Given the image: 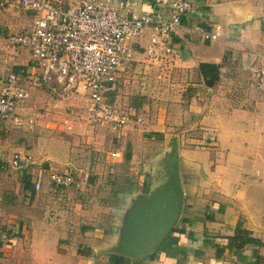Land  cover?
Masks as SVG:
<instances>
[{
    "label": "crops",
    "instance_id": "crops-1",
    "mask_svg": "<svg viewBox=\"0 0 264 264\" xmlns=\"http://www.w3.org/2000/svg\"><path fill=\"white\" fill-rule=\"evenodd\" d=\"M169 1L137 0L136 11L167 15ZM194 3L196 9L182 17L172 36L174 54L166 74L172 98L156 113H147L144 131L112 140L111 134L101 131L99 146L88 153L44 140L30 148V142L14 148V153L46 159L57 169L86 172L90 188L83 195L72 186L56 187L43 176L40 190L35 191L23 174L14 187L0 183V264H253L254 254L264 256V92L255 88L252 72L264 63V0ZM2 8L1 36L31 24V13L17 0H7ZM215 26L220 35L204 39L200 29ZM148 41L146 28L137 39L134 56L143 54ZM200 63L219 65L213 86L205 84ZM28 66L20 67L18 74L29 71ZM123 68L117 85L124 83ZM24 102L12 116L16 125ZM6 123H0V141ZM77 124L87 146L90 128L83 121ZM188 130L195 132L191 143H202L210 133L216 147L204 151L185 143ZM200 130L207 131L200 135ZM105 133L111 136L105 139ZM173 142L182 192L173 227L182 232H169L148 256L114 252L111 246L126 239L132 211L168 183L166 161ZM12 155L5 160L0 154V169L5 161L10 165ZM256 170H261L260 176ZM37 172L35 168L31 179ZM237 224L250 230L261 245L239 252L225 249L217 257L205 238L220 242L218 237L232 235Z\"/></svg>",
    "mask_w": 264,
    "mask_h": 264
},
{
    "label": "built area",
    "instance_id": "built-area-1",
    "mask_svg": "<svg viewBox=\"0 0 264 264\" xmlns=\"http://www.w3.org/2000/svg\"><path fill=\"white\" fill-rule=\"evenodd\" d=\"M6 2L0 0L1 5ZM18 3L33 11L32 25L10 34L8 42L23 48L29 70L37 68L44 82H58L61 93L68 94L69 90L79 93V88L87 91L85 123L90 131L86 144L90 150L97 148L99 130H108L120 139L129 123L134 126L142 123L136 105L126 104L120 109L110 100L117 92L124 62L133 58L137 39L148 28L149 41L143 47L147 65L170 63L174 53L172 36L177 33L182 17L196 9L192 0H170L167 15L136 11L137 0H18ZM200 32L204 39L213 40L220 35L219 26ZM252 72L256 89L264 92V63ZM17 74L9 71L0 77V123L12 118L19 102L28 96ZM52 90L58 94L56 87ZM72 127V121H64L66 130ZM116 154L110 152L111 156ZM11 163L18 168L36 165L38 172L31 179L35 191L40 190L43 176L56 187L72 186L83 191L87 186L86 176L67 168L57 169L47 161L38 164L28 153L15 152Z\"/></svg>",
    "mask_w": 264,
    "mask_h": 264
},
{
    "label": "rangeland",
    "instance_id": "rangeland-1",
    "mask_svg": "<svg viewBox=\"0 0 264 264\" xmlns=\"http://www.w3.org/2000/svg\"><path fill=\"white\" fill-rule=\"evenodd\" d=\"M4 5L0 4V9H3L2 7H4ZM25 10L31 13L33 21V11L28 9ZM31 25L32 22L29 26H17L10 34L21 32L23 29L30 27ZM8 36H1L0 34V77L9 71H14L16 67L25 68L30 64L27 63L28 56L26 51L20 46L10 44L8 42ZM134 55L135 54H133V58L130 61L124 62V83L123 85L120 83L117 85V87L119 86V88H121H118L117 94H115L114 98L111 97L110 100L114 102V106L120 109H123L126 104L132 103L136 105L140 112L139 116L142 118V123L139 126H134L133 123H129L126 133H122L120 139L128 137L134 131H144L146 128V121L149 120L148 117L150 116V114L147 113L154 111L156 113V108L161 105L162 102L164 103L172 98L169 94L170 90L168 89L170 81L167 80L170 76L167 77L166 75L169 73V63L163 66L147 65L144 54ZM39 72L40 71L37 68L31 67L26 73L22 74V72H20V74H17L20 84L28 90V96L25 99L26 102H24L25 104L23 105V108L19 109V113L16 115L19 119V123H17V125L14 124L12 118L6 120V127H4V130L6 131H4L3 139L0 141V144L3 146V149L0 147L1 156L6 160L8 154L9 156L12 153L14 154L15 147H21V145L30 142V148L31 146L37 145L38 140H44L46 142L50 141V144H53V146L55 145L56 147L74 146L83 151H87L88 153L90 148L88 145H85L81 135L82 133H80L81 125L77 124L81 121L85 123L88 115V112H86V105L89 104V95L87 91L79 88V93L74 92L73 90H69L70 92H67L68 94L61 93L63 90L58 88V82H44L40 80ZM54 87H56L58 94L52 90ZM125 100L129 102H126ZM143 113L145 115H143ZM65 120L72 121V129L66 130L64 128ZM77 129H79L80 132H78ZM101 131L104 130H99V134ZM200 131L201 132L198 133L201 135L202 132L204 133L207 130ZM107 132L108 130H106V133ZM106 133L105 139H108L111 135H106ZM188 133L184 135V139H186L185 143H191L190 139L195 137V132L192 130H188ZM112 138L116 139V137L112 136L111 140ZM191 144L198 146L199 149L204 151L212 150L216 147V138L208 133L204 136L202 143L195 142ZM98 146L99 145H97V147ZM45 160L37 158L35 161L40 164ZM5 163L7 165L5 164V166L0 169V183L1 185L8 184L13 187L15 184L19 185V180L22 177V174L23 176L28 173L32 175L36 168V165L30 164L28 167L26 166V168L13 167L11 160L10 165L7 161H5ZM52 165L56 168L54 164ZM259 171L261 172V170H256V176H260ZM81 176L87 177L86 188H84L83 191L80 190V193L84 195L90 188L89 176L86 172H81ZM104 243L117 245V243L111 241H104ZM111 247L116 248L117 246ZM105 249L107 248L105 247Z\"/></svg>",
    "mask_w": 264,
    "mask_h": 264
},
{
    "label": "water",
    "instance_id": "water-1",
    "mask_svg": "<svg viewBox=\"0 0 264 264\" xmlns=\"http://www.w3.org/2000/svg\"><path fill=\"white\" fill-rule=\"evenodd\" d=\"M177 162V146L173 142L172 152L166 161V172L170 177L168 183L152 197L142 200L132 211L126 239L114 248V252L137 258L148 256L172 231L182 201Z\"/></svg>",
    "mask_w": 264,
    "mask_h": 264
},
{
    "label": "trees",
    "instance_id": "trees-1",
    "mask_svg": "<svg viewBox=\"0 0 264 264\" xmlns=\"http://www.w3.org/2000/svg\"><path fill=\"white\" fill-rule=\"evenodd\" d=\"M20 67H16L14 71L18 73ZM199 71L201 72L205 84L207 86H213L218 80L219 75V65L214 63H200ZM41 80V79H40ZM128 157V156H127ZM32 178L31 174L25 175V182L30 183ZM33 185V184H32ZM182 232L180 228L173 227L171 232ZM220 242L213 240H209L205 238L204 243L211 244L215 248V254L217 257H220L225 249L235 250V252L242 251L246 246H257L261 245L258 238L252 236L250 230L241 226V224H237L234 229V233L232 235L220 236L218 237ZM211 239V238H210ZM222 241V242H221ZM255 261L253 264H264V256L259 254H254Z\"/></svg>",
    "mask_w": 264,
    "mask_h": 264
}]
</instances>
